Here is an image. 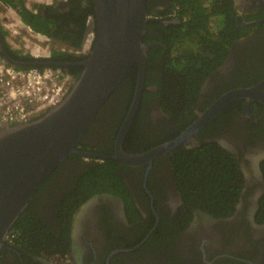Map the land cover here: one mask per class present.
I'll return each mask as SVG.
<instances>
[{"label":"flooded vegetation","instance_id":"1","mask_svg":"<svg viewBox=\"0 0 264 264\" xmlns=\"http://www.w3.org/2000/svg\"><path fill=\"white\" fill-rule=\"evenodd\" d=\"M212 1L219 3L224 18H229L227 51L217 55L197 79L188 80L187 87L196 89L191 102H163L158 87L164 84L161 49H167L176 36L180 16L173 0H146L149 17L143 40L149 37L144 43L160 46L147 48L156 55L154 68L146 70L145 87L149 89L142 92L121 151L147 155L149 161L129 164L110 157L115 154L118 131L131 103L130 99L124 107L126 86L121 85L77 144L82 153L73 154L79 158L64 163L28 203L61 241L63 251L35 255L19 250L8 239L0 250V264H264V105L234 101L220 109L188 143L158 150L180 137L224 94L259 86L264 80V0H207L210 8ZM38 2L31 0L29 6L26 0V5L41 17L55 14L51 33L64 43L54 44L48 38V58L76 61L85 57L82 52L72 55L69 45L82 36L79 9L92 0H56L50 8ZM95 28V18L89 16L83 41ZM53 50L72 59L55 58ZM61 67L74 72L82 69ZM202 144H214L234 164L237 190L229 214L214 215L190 205L191 189L178 182V157L183 150ZM104 159L117 163L112 165L117 182L78 200L81 175L90 170V164ZM224 199L232 201L231 193Z\"/></svg>","mask_w":264,"mask_h":264},{"label":"water","instance_id":"2","mask_svg":"<svg viewBox=\"0 0 264 264\" xmlns=\"http://www.w3.org/2000/svg\"><path fill=\"white\" fill-rule=\"evenodd\" d=\"M92 4L95 41L88 54L76 61L14 56L0 28V59L9 66L82 68L59 103L25 122L0 128V250L8 240L13 223L52 172L69 154L82 153L77 150V144L133 69L136 79L131 103L118 131L115 154L110 157L129 164L149 161L147 155H125L121 151V142L139 108L142 92L149 89L145 87L147 48L160 46L143 42L149 17L146 0H92ZM263 86L264 80L259 86L224 94L199 114L180 137L158 150H172L188 143L220 109L234 101L246 100L249 105L259 101L264 105Z\"/></svg>","mask_w":264,"mask_h":264},{"label":"trees","instance_id":"3","mask_svg":"<svg viewBox=\"0 0 264 264\" xmlns=\"http://www.w3.org/2000/svg\"><path fill=\"white\" fill-rule=\"evenodd\" d=\"M0 2L5 7L8 6L15 9L22 23L30 27L34 32L47 36L54 44L63 43L54 33H51L50 27L54 24L55 14H45L46 17H41L39 14L33 13L24 7V0H0ZM211 5L210 8L207 0H173V7H177L181 25L174 29L176 36L171 38L170 44L169 42L167 43V49H164L165 47L161 49L162 57L160 61L163 62L164 84L159 83L158 87L163 93L161 98L163 102H170L174 99L176 101L191 102L190 97L196 92V89L187 87L188 80L197 79L198 74L200 75L203 71H206L217 58V55L227 51L225 38L227 37L226 26L229 18H224V9L220 7L219 3L212 1ZM47 7L50 8L51 6ZM79 12L78 23L81 26L82 36L78 42L69 45L72 50L79 49L83 44L87 18L89 16L93 19L95 18L92 2L79 9ZM146 25L148 26V24ZM149 26L154 27V24L150 23ZM95 30L94 33L96 34ZM3 35L7 37L5 31H3ZM149 40L151 38L145 37L143 42ZM162 42L166 44V40ZM220 50H223V52H220ZM11 51H13L12 54L14 56H20L21 58L31 57L27 53L22 54L21 50L14 49ZM52 52L55 58L72 59V56L68 54L55 50ZM147 53L148 71L150 68H154L152 65H154L156 55L151 50ZM67 72L75 80L78 78L81 69H77L75 72L73 70ZM135 76L136 71L133 69L132 73L122 83L123 86H126L124 98L127 100L124 103L125 106L123 105L124 107H126V103L130 102L132 97ZM148 83L146 81V84ZM78 158L79 156L75 154L68 155L49 177L57 175L59 169L64 167V163L66 164L70 160L73 161ZM114 164L117 163L107 159L97 165L91 166L90 164V170L82 174L79 180L77 199L81 200L85 196L117 182L112 168ZM176 170L178 182L185 188L191 189L189 191L190 205L210 211L214 215H224L225 212L229 214L232 211L234 206L233 199L237 190V181L234 176L236 170L234 164L217 146L214 144H202V146L194 150H183L176 161ZM228 193H231L232 201L224 199L227 198ZM71 198L72 194L69 196L68 202H70ZM262 206L264 208V204ZM8 239L19 250L22 249V251L35 255L63 251L61 241L44 224L42 218L30 210V207H27L13 223Z\"/></svg>","mask_w":264,"mask_h":264},{"label":"built area","instance_id":"4","mask_svg":"<svg viewBox=\"0 0 264 264\" xmlns=\"http://www.w3.org/2000/svg\"><path fill=\"white\" fill-rule=\"evenodd\" d=\"M18 30L14 28L7 42L12 49L24 52L22 40L28 41L23 37L20 41L15 39L20 36ZM27 30L30 31L29 28ZM91 42L90 32L80 51L87 52ZM48 46L36 43L31 48V54L47 58ZM73 81L70 74L58 68L20 69L9 66L0 59V128L25 122L56 105L66 96Z\"/></svg>","mask_w":264,"mask_h":264},{"label":"rangeland","instance_id":"5","mask_svg":"<svg viewBox=\"0 0 264 264\" xmlns=\"http://www.w3.org/2000/svg\"><path fill=\"white\" fill-rule=\"evenodd\" d=\"M27 1L29 3V6H30V1L31 0H27ZM43 1L44 2H50L51 0H47V1L46 0H43ZM40 3H42V2H40ZM10 10L11 9H8V8L7 9H4L3 7H0V28L3 31L8 32V35L6 37L8 39L11 38V35L13 34L12 32L14 30V27L11 28L13 26L12 25L13 23H11L12 20H11V17L10 16L18 18L17 14L14 11L12 12V10L11 11ZM10 12H12V13H10ZM7 15H8V17H7ZM19 34H20V36L15 37V39L17 38L18 41H20L22 37L25 38V39H27L28 42H25V41L22 40V44L24 46V50H25L24 52H28V54L29 53L31 54V48L36 43L37 44H40L41 43V46L44 47L45 44H46V42H47L46 38H44L43 36H40V35H39V38L41 39V41H39V38H37L35 36L36 34H33L32 32H28V31L23 30V31H19ZM24 44H26V45H24Z\"/></svg>","mask_w":264,"mask_h":264},{"label":"clouds","instance_id":"6","mask_svg":"<svg viewBox=\"0 0 264 264\" xmlns=\"http://www.w3.org/2000/svg\"><path fill=\"white\" fill-rule=\"evenodd\" d=\"M47 1V0H46ZM62 1V0H61ZM40 2H42V3H40ZM43 0H39V4H42V5H46V6H51L52 4H54L55 2H56V0H51L50 2H44ZM0 7H3V8H5V9H11L12 11H14L16 14H17V16H18V18H16V17H11V20H12V22L11 23H13L12 25V27L11 28H18L20 31H23V30H25V31H28L27 30V28H29L30 29V31H28V32H32L33 34H36L35 36L37 37V38H39V35L40 36H43L44 38H46V40H47V42H46V44H47V46L49 45L50 46V44H49V42H48V37L47 36H45V35H43V34H40V33H37V32H34L30 27H28V26H26V25H24L23 23H22V21H21V19H20V16L18 15V13H17V11L15 10V9H13V8H11V7H8V6H4L1 2H0ZM24 7H26L28 10H30L31 12H33V10L32 9H30L29 7H28V5H26V0H24ZM10 10V11H11ZM33 13H35V12H33ZM90 19V18H89ZM92 19V18H91ZM3 31V30H2ZM92 33V42H91V45H90V49L92 48V46H93V44H94V41H95V33H94V31L93 30H90L87 34H86V37H85V39H84V41H83V44H84V42L86 41V38H87V35L89 34V33ZM7 33V35H8V32H6ZM6 38V37H5ZM8 38H6V40H7ZM39 41H41V39L39 38ZM41 44V43H40ZM45 44V45H46ZM83 44H82V46H83ZM82 46H81V49H77V50H71V54L72 55H76V54H78V53H74V51H80V50H82ZM11 48V47H10ZM12 49V48H11ZM90 49L87 51V52H84V51H80V52H82V53H86V54H88V52L90 51ZM12 50H14V49H12ZM79 52V53H80ZM28 54V52H23V50H22V54ZM29 55L31 56V57H33V58H38V57H34L32 54H30L29 53ZM48 58V57H47ZM41 59H43V58H41ZM66 73H68V72H66ZM69 74V73H68ZM74 80V79H73Z\"/></svg>","mask_w":264,"mask_h":264},{"label":"bare ground","instance_id":"7","mask_svg":"<svg viewBox=\"0 0 264 264\" xmlns=\"http://www.w3.org/2000/svg\"><path fill=\"white\" fill-rule=\"evenodd\" d=\"M4 9H5V8H4ZM12 12H13V11H12ZM12 12H10V13H12ZM8 13H9V12H8ZM13 14H14V13H13ZM7 17H8V15H7ZM10 17H12V16H10ZM10 25H11V24H10ZM30 48H31V47H30ZM30 48H29V49H30Z\"/></svg>","mask_w":264,"mask_h":264}]
</instances>
